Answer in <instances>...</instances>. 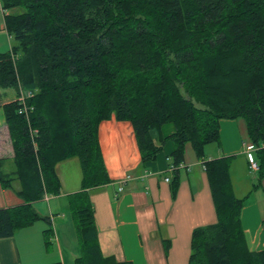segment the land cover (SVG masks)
I'll list each match as a JSON object with an SVG mask.
<instances>
[{
	"label": "trees",
	"instance_id": "1",
	"mask_svg": "<svg viewBox=\"0 0 264 264\" xmlns=\"http://www.w3.org/2000/svg\"><path fill=\"white\" fill-rule=\"evenodd\" d=\"M1 1L13 45L0 54V88L20 85L32 97L27 117L17 100L2 107L13 157L0 159V187L23 204L0 209V239L43 220L48 249L52 224L33 204L60 194L56 166L76 158L81 188L67 196L74 264H130L102 254L89 197L111 181L98 127L113 117L131 124L142 166L169 141V166L183 163L187 144L203 165L216 222L192 231L187 264H264V250L247 247L232 157L204 152L219 145L221 120L241 118L258 165L253 189L264 178V0ZM165 124L174 125L168 137Z\"/></svg>",
	"mask_w": 264,
	"mask_h": 264
},
{
	"label": "crops",
	"instance_id": "2",
	"mask_svg": "<svg viewBox=\"0 0 264 264\" xmlns=\"http://www.w3.org/2000/svg\"><path fill=\"white\" fill-rule=\"evenodd\" d=\"M5 14L0 0V27L3 30ZM10 93L8 89H0V109L15 100ZM4 121L0 120V159L9 160L13 157V149ZM173 131V124L161 127L164 137ZM219 140V145L205 146L206 159L232 157L229 172L234 194L238 198L246 197L241 210V226L247 247L253 252L263 251L264 178L259 187L253 189L257 172L249 170L246 158L251 143L245 121L241 118L221 120ZM98 142L111 180L109 184L89 191L102 254L130 264H187L192 231L216 222L207 176L191 146H185L183 163L171 171L168 164L173 144L167 142L154 161L142 166L129 122H119L113 117L101 122ZM74 159L56 166L60 194L45 196L33 204V210L39 216L50 218L53 237L48 241H54V245L50 243L46 251L36 254L27 253L26 248L29 249L31 243L40 246V241H44L43 226H37V232L33 233L31 225L11 238L0 239V264H74L79 248L67 196L80 190L81 170L77 177L70 176L64 168L74 166ZM126 177L129 178L123 185V192L115 198L116 189ZM175 177H178V187L173 192ZM21 204L23 200L14 190L0 187V209Z\"/></svg>",
	"mask_w": 264,
	"mask_h": 264
},
{
	"label": "rangeland",
	"instance_id": "3",
	"mask_svg": "<svg viewBox=\"0 0 264 264\" xmlns=\"http://www.w3.org/2000/svg\"><path fill=\"white\" fill-rule=\"evenodd\" d=\"M12 45H13V40L12 39L9 40L8 37H7V35H6L5 30H3L0 27V50H1L0 51V54H2V53H8L11 50L10 48L12 47ZM0 89H2V88H0ZM7 89L15 97V100H17V98L20 96L21 86L19 85L18 88H17V90H15L13 88H7ZM2 90H4V89H2ZM0 114H1L0 120L1 119L4 120L3 108L0 109ZM4 123H5V121H4ZM9 160H10V158H9ZM74 162H75L74 163L75 164L74 166L73 165H66L67 167H64V168H67V171L70 172V176L71 175L72 176H75L76 175L78 177L80 175L79 161H78V159H74ZM9 165L12 166L11 162H9ZM117 190H118V188L116 189V192L115 193H117ZM40 217L43 218L44 216L42 215ZM40 225H42L45 230L48 228L47 224L43 220H38V221H36V223L33 224V227H31V228H33L32 229V232L33 233L34 232H37V229H38L37 226H40ZM51 228H52V225H51ZM52 237L53 236H51L50 238L52 239ZM50 243L54 245V241L51 240ZM26 249L25 250H26L27 253H34V254H36V253H39V252H42V251H46V245H45L44 241L43 242L40 241V246H37V243L33 242V243L30 244L29 249L28 248H26ZM65 253H67V252L65 251Z\"/></svg>",
	"mask_w": 264,
	"mask_h": 264
},
{
	"label": "built area",
	"instance_id": "4",
	"mask_svg": "<svg viewBox=\"0 0 264 264\" xmlns=\"http://www.w3.org/2000/svg\"><path fill=\"white\" fill-rule=\"evenodd\" d=\"M31 97H32V94L25 93V92H22V90H20V96L17 98V102L20 105L19 113L25 115L26 117H27V114L29 112V109L26 105V102ZM253 152H254V147L252 145H250L247 148L246 157L248 160L249 170L251 172H257L258 171V165L255 162V160L253 159ZM169 168L171 171H175L177 167L170 166ZM128 178L129 177H126V179L121 182V185L118 187L117 193L115 194V198H117L123 192V185L127 181ZM166 181H168V179H166Z\"/></svg>",
	"mask_w": 264,
	"mask_h": 264
}]
</instances>
